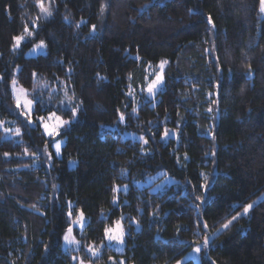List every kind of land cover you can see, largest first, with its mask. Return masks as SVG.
I'll return each instance as SVG.
<instances>
[{"label":"trees","instance_id":"trees-1","mask_svg":"<svg viewBox=\"0 0 264 264\" xmlns=\"http://www.w3.org/2000/svg\"><path fill=\"white\" fill-rule=\"evenodd\" d=\"M42 3L50 7L47 18ZM260 3L0 0V264H74L62 244L80 213L88 222L75 235L105 258L176 264L200 239L201 216L203 233L228 224L203 264H264ZM27 28L33 41L46 44L45 55L27 58L24 49H13ZM161 65L163 84L146 100ZM14 77L33 97L53 91L56 102L66 87L81 104L56 137L64 142L60 158L41 127L20 116ZM45 107L37 102L34 114L72 117L64 105ZM120 117L148 142L123 140L107 127ZM167 128L177 138L161 141ZM3 129L18 134L6 138ZM159 170L182 181L186 193L154 194L133 185ZM125 184L128 191L118 192ZM122 217L125 252L117 254L102 244Z\"/></svg>","mask_w":264,"mask_h":264},{"label":"rangeland","instance_id":"rangeland-1","mask_svg":"<svg viewBox=\"0 0 264 264\" xmlns=\"http://www.w3.org/2000/svg\"><path fill=\"white\" fill-rule=\"evenodd\" d=\"M262 5L260 3V11L261 15H264V11H262ZM50 7L48 4H40V13L42 18H47L50 13ZM46 10V11H45ZM35 24V23H33ZM23 39L19 42L17 46V41L15 40V45L13 49L15 51H20L24 49V55L27 58H34L40 55H45L47 53L46 44L42 41H33L34 35L31 29L25 30L24 34L21 35ZM19 36V37H21ZM42 43L43 46H40ZM165 65H161L156 70V75L154 76L153 80L148 83L146 90H145V99H153L155 94L158 92L160 87L163 84V69ZM17 71V69H16ZM157 81L155 86L153 87L152 91L149 92V86L153 85V82ZM11 91L13 97L16 102V106L19 110V114L23 117L28 123L31 125L38 124L41 127L43 134L53 140L52 142V151L53 154L60 158L61 151L63 146V139L57 138L65 127H68L72 121H74L78 115L79 110L81 109V104L77 103V101L68 94L66 87L59 89L57 92L61 95L58 101H52V97L54 92L51 91L50 94H42L38 93L36 97L30 95L29 91L22 88L16 78L14 77L10 83ZM54 90L58 89V86H54ZM41 99V100H40ZM39 102L43 108L45 106H53L57 107L59 105H64L68 108L71 112V118H65L55 112L47 114L44 116H36L34 114L35 105ZM45 105V106H43ZM73 111L75 115H73ZM61 121H68L67 124H61ZM128 122L123 117L119 118L118 122L113 126H107L112 131H116L120 134L123 140H131L134 142H140L145 144L148 142V138L140 132L133 130L132 128L127 127ZM47 126V127H45ZM4 127V124L2 125ZM4 136L6 138L14 139L18 133H16V129L7 130L3 129ZM51 133V135H49ZM170 137L177 138V133L173 128H167L164 133L161 135V141H167ZM59 144V152H57L56 145ZM50 160L53 158L51 153H48ZM36 165L38 162L35 163ZM73 163H70L72 167ZM133 185L137 189L148 188L151 193H161L166 190L174 189V190H182L183 193H186V185L174 178L170 175L166 174L163 170H159L156 173L148 176L144 181H136ZM130 187L129 184H125L118 189V192H127L128 188ZM117 203V199H113V204ZM203 201H201V205H203ZM253 205V203L251 204ZM197 207V206H196ZM245 214V212H244ZM88 220L82 215V213L77 214L71 220L70 226L63 237V244L62 248L66 253H70L74 264H131L127 263L126 258L124 256L118 257H104V252L101 248H96L94 246H86L83 248L81 240L75 235V231L82 232L85 225L87 224ZM133 225L137 227L138 225L133 222ZM228 226V224H226ZM224 227L221 228L224 229ZM219 230L218 232H220ZM206 232V227L202 221L200 216V225L197 228V235L200 238L197 243L194 245L193 249L189 251L185 256H183L176 264H184L187 261H193L195 264H203V259H207L208 256V246L213 240V238L217 235L216 233H203ZM69 237V240L72 241L71 243L65 241V236ZM127 235V227L124 224L123 217L120 220H117L113 226L109 227L105 232V242L102 244L103 246H107L111 248L117 254H124L125 250V238ZM207 239L208 243L205 244V240ZM78 242V243H77ZM102 246V247H103ZM83 248V249H82ZM199 249V250H197ZM84 250V251H83ZM211 264H215L212 262Z\"/></svg>","mask_w":264,"mask_h":264},{"label":"snow or ice","instance_id":"snow-or-ice-1","mask_svg":"<svg viewBox=\"0 0 264 264\" xmlns=\"http://www.w3.org/2000/svg\"><path fill=\"white\" fill-rule=\"evenodd\" d=\"M261 4L262 5H264V0H261ZM46 11V10H45ZM262 11H264V7H262ZM94 27V26H93ZM25 30H27V29H25ZM14 39H16V41H17V46L19 45V42L23 39V37L21 36V37H15ZM40 46H43L42 45V43H41V45ZM157 83V81H154L153 82V85H150L149 86V92H151L152 91V89H153V87L155 86V84ZM73 115H75V112L73 111ZM121 119H123V117H121ZM67 123H69L68 121H61V124H67ZM45 127H47V126H45ZM49 135H51V133H49ZM56 148H57V152H59V148H60V145L59 144H57L56 145ZM252 207V205H248L247 207H245V209H244V211H245V213H247V211L249 210V208H251ZM225 227H227V225H225ZM65 241H67V242H69V243H71L72 241H70L69 240V237L66 235L65 236ZM78 243V242H77ZM208 243V241H207V239L205 240V244H207ZM197 250H199V249H197Z\"/></svg>","mask_w":264,"mask_h":264}]
</instances>
